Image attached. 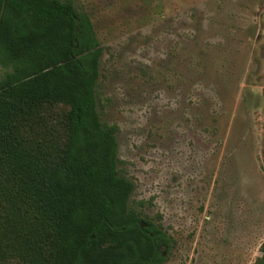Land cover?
<instances>
[{"label":"rangeland","instance_id":"1","mask_svg":"<svg viewBox=\"0 0 264 264\" xmlns=\"http://www.w3.org/2000/svg\"><path fill=\"white\" fill-rule=\"evenodd\" d=\"M102 46L129 203L164 264H251L264 242V0H72Z\"/></svg>","mask_w":264,"mask_h":264},{"label":"trees","instance_id":"2","mask_svg":"<svg viewBox=\"0 0 264 264\" xmlns=\"http://www.w3.org/2000/svg\"><path fill=\"white\" fill-rule=\"evenodd\" d=\"M102 52L72 0H0V264L166 260L172 238L129 203L98 111Z\"/></svg>","mask_w":264,"mask_h":264}]
</instances>
